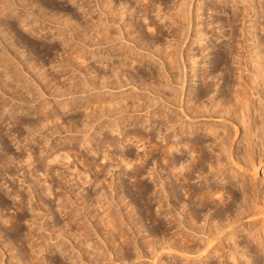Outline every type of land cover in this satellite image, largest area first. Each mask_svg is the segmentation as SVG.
<instances>
[{"label":"bare ground","instance_id":"6f19581e","mask_svg":"<svg viewBox=\"0 0 264 264\" xmlns=\"http://www.w3.org/2000/svg\"><path fill=\"white\" fill-rule=\"evenodd\" d=\"M14 1L13 5L20 1V4L26 6V0ZM97 1H99L101 5H105L107 12L110 15V20L114 23L126 17L123 26L120 27L126 30V37H130L129 39L133 41L134 48L147 47V44L139 38V35L132 26L133 24L131 23V20L134 12L130 5H127V3L124 2L117 5L113 0ZM188 1L189 0H177L172 5L166 6L168 10L166 12L164 11L163 15L160 14V9H158L157 15L159 18L164 16V18L169 17L174 19L177 17L178 23V19L183 17ZM219 1H221L220 7H215L213 5L208 7L209 10L215 11L216 15L212 17V14H208V19L204 25L210 27L209 30H217L218 37L225 36L228 41L230 39L234 40L232 32L225 33V26L231 27V23L238 19L240 15L247 16L251 12V16H255V19L251 20L249 23V27L252 28V33L257 30H264V22L262 25L257 24V19L260 17V14H264V0L260 3V8H258L252 0L251 3L248 2L249 0H232L233 3L230 7V13L226 17L228 18L227 20L222 17L224 15H219L221 12L225 13L224 2L226 0ZM242 2H248V4H243ZM8 3L6 0H0V14L8 8L10 5V3ZM204 3L205 0L202 3L197 4L196 16L201 15ZM240 4L242 5L240 6ZM151 5L152 2L147 1L140 8L139 16L143 21L148 18L147 14L151 11ZM81 6L82 4L78 5L79 9ZM170 9H173L174 11L169 14L168 11H170ZM11 11L12 13L14 12L13 14L16 13V16L20 18L25 25H30L29 22H27L26 15L18 14L14 11V8H11ZM105 16L108 17L107 15ZM4 17L6 16L0 15V25L5 24V27L9 29L10 24ZM110 20L105 19V26L106 21L108 22ZM183 20L184 18L182 19V22ZM99 22L100 20L98 22H92V26L86 22L80 23V37L83 39L88 38L92 41L96 40L95 43L98 44L107 42L110 37V32H108L106 28L101 27L100 23L102 22ZM173 22L174 21L172 20L171 24H173ZM150 23L151 25H148V27L154 28V22ZM195 25L196 39L199 43H202L201 52L207 51V53L203 54L206 61V64L204 65L206 66H202L198 72H195V67H191V70L194 74H198V79L201 80L203 89L196 93L192 88L193 86L189 85L186 92L187 98L183 100L180 99L181 97H177L180 99V101H178L179 99L177 100V106H179L178 108L180 109L181 116L184 117L185 120H182L179 113H177V132L173 135L175 139L172 143L167 144L168 146H157L154 143L151 144V139L146 134L141 131H133L132 135L134 136L132 137H135L136 141L141 143V146L144 149L143 155L133 157L131 152L123 149L124 144L120 142L121 148L117 152L118 154H115L119 158L118 163L115 165H112L111 163L109 164L116 168L121 164L124 165L125 169H123L122 174L132 180L135 188L134 196L137 199L130 197L128 199L129 201L127 200L126 203L124 202L129 196L127 195L121 181L117 183L116 187L118 188V200H116L118 208L110 207V201H107L105 190H94V197H91L87 192L84 193L83 189L78 193L76 192L83 204L82 208H84V210L86 208L89 209L88 213L90 214L88 215L94 217L106 229V237L102 238L100 235L96 234L94 235L96 240L92 241L91 237H89L90 235L87 227H93L94 224L88 219V217H86L87 215H85L84 212L81 213L84 214L83 217L85 216V219L89 220V225L87 224L88 226L84 224L87 220L81 223L78 222V213L65 212L64 215L66 217L64 223H62L63 225L56 223L52 216L49 215V208L42 202L40 192H43L45 195H53L51 189L48 188V191L46 192L43 189L37 192L30 183L27 185L28 190L26 189L27 191L24 195L18 190H15L13 191V194L15 197L19 198V202H17L19 204L16 207V210L22 211L26 203L30 204V206L27 207L31 212V218L27 219V222H30V227L33 230L37 229L35 227L34 218L36 217V211H39L48 218L47 223H42L40 227L43 228L46 226L44 229L49 231V238H53L52 234H55V238L62 236L63 240L60 243L57 242L54 243L53 246L49 245L45 248L43 244L45 238L41 235L33 241V235H31L30 231H27V228L26 231L28 233L26 235L24 234V237H21L19 233V223L26 218V213L22 212L16 214L17 212H15V215L5 218L4 220H2V216H0L2 223L9 224V228L15 231L13 235L8 236L5 240L8 242L9 249L12 250L10 259L20 261L21 263L18 264H44V262L47 263L48 261L54 264H117V262L129 264L128 256L123 250H121V248L124 244H130L132 246L133 257L139 260L140 263H143L140 259H146L148 260V264H164L162 256L168 251L169 253H174L173 251H175V253L177 252V256H180V258L185 260L186 264H191L190 261H194L197 258H202L203 260H201V263L196 261L197 263L199 262V264H264V259L258 255L261 252L264 253V192L260 193L257 182L254 180L255 178L252 177L253 180L250 179L248 181L246 177V174L249 173L250 170L253 171L252 175H256L255 173L257 171L255 158L252 156V153L254 152L253 144L255 147H260L261 145V154L264 152V111L261 112L258 110L255 103V99L258 98L257 94L260 92L259 88L264 87V50L261 49L259 41L253 42L254 44L252 43L254 50L249 53V57L253 60V69H246L248 75H246L245 78V76L242 75L245 70V66H242L243 55H241V53H234L236 51L232 48V44H225L221 52L218 49H212L215 48L217 44H210L209 46L208 43H205L207 33L203 31L204 27L201 21L198 20ZM6 28L4 29L7 30ZM30 29H32V27H30ZM174 31L177 34L178 42V40L181 39L182 32L180 33L178 26L177 31L176 29ZM157 32L161 33V29H157ZM11 44L12 43H10V46ZM13 45L14 43L12 46ZM11 48L12 47H10V49ZM210 49H212V51H209ZM111 50L110 53L106 54L92 53L88 56H81L78 53V50L71 49V51H69V56L81 59V62L86 64L85 67H87L89 73H94L93 78L99 81L101 87H111L113 84H121L122 73L119 71V68L124 67L127 69L132 63L137 61L140 62L142 60L141 58H136V53L131 52L132 49H128L124 46L122 47L121 45L117 48L114 47ZM6 51L7 50H5V54H8ZM155 51L158 52L160 49L155 47ZM232 54L234 55V59H236L233 63L236 66L234 65L235 67L230 69L228 67L227 57ZM163 55L173 61V56L171 54L164 53ZM194 55L192 54L188 56L189 58H193ZM3 56L4 55L0 53V67L2 68L0 71V82L5 83L4 87H9L14 94L20 95V87L16 82V79H14L15 74L9 64L6 63ZM112 56H115L118 61L116 64L112 63V66L109 68V74L107 75L105 73L103 75L95 73V71L88 66V60L91 58L96 57L97 61L103 64V62H107ZM192 64H194V60H192ZM105 65L106 63H104V66ZM220 68L226 73L229 71L232 74L236 72V77L227 83L229 90L226 94L217 86L216 81H212L216 72ZM44 77L46 76L44 75ZM154 77L155 83L152 86L149 85L148 89H150L153 94H159L161 93V88H163V85L165 84H162L160 73H157ZM55 78L54 74H50V80H55ZM8 81H10V83L12 82L13 85L9 86ZM127 81H129L128 83L133 82L130 77L127 78ZM177 83H179V80H177ZM61 85L64 86L65 82H61ZM94 85V81H90L88 84L82 83V87L78 91L84 92L87 90L86 88L88 86L95 87ZM184 86L185 85H181L179 88L181 92H183ZM220 86H223V84ZM21 88L24 89L26 87L21 85ZM65 91H67V89H65L64 92ZM70 92L71 91H68V93ZM25 93H29L28 89L25 90ZM193 99L195 100L193 101ZM114 102L115 101L112 97H109L108 99L100 98L86 106L90 107L91 111L86 116L87 121L84 122L82 128L78 131L85 133V141L87 143L90 144V139H92L87 134L88 130L93 127L94 122L100 117L105 116L108 123L100 125L99 132L104 127H108L111 131L116 130L118 134H122L124 129L122 122L117 120L110 125V118L111 116L120 114L122 111H126L127 105L119 104L118 107ZM137 102L140 103L133 106L134 110H137L139 106L147 107V103L144 101L137 99ZM196 102H198V105L195 104ZM6 106L7 103H4L3 108ZM91 107H93V109ZM160 115L166 116V128L173 129V118L168 114L161 113ZM153 116L154 113L152 114V117ZM199 117L202 119L212 118L216 120L208 124L205 119L204 121L202 120V123H199V121L196 120ZM10 118L13 119L11 120L12 124L22 122L19 117L15 115L11 114L7 117L8 120ZM59 119L60 115L57 114H43L36 120V122L29 121L27 124L31 126L29 128L30 130L32 129V131L36 128L41 130L51 129L55 131L56 123ZM146 120L148 121V117ZM149 126L151 130L154 127L151 126V124ZM110 137L104 142L108 148L114 144V141ZM131 139L132 138H130V140ZM163 139L166 140V137ZM243 143L245 146L242 148L240 146ZM96 149L97 146L95 147V150L91 147L88 151L96 153ZM59 150L60 149L54 147L46 151V153L49 152V156L51 157L50 162L57 163L59 159L69 158L70 155L66 149H62L60 153L58 152ZM156 151L159 153V158L162 161L161 163L169 167L171 174L177 181L176 185H173L171 182L165 181L164 179L160 182V186L157 190L158 192L165 193V195L163 199L159 198L157 200L158 204H156L158 205V209L153 207L152 199H150L151 197L149 196L153 194V192L139 183V176L141 175L142 170L146 168L148 158ZM102 153V160L109 156L108 149L103 150ZM33 154L34 151L30 150L24 155H18L17 157H20V159L16 161L29 166L34 162ZM7 155L8 153H4L3 155L0 154V167L10 175L14 173V169L10 168V166L5 167L3 164ZM110 157L112 158L111 155ZM12 159L14 160L15 157L13 156ZM87 164L90 165V162ZM98 166L100 167L99 171L101 172L107 170L106 164ZM127 168L128 172L126 171ZM152 169L155 171L157 166L151 167L149 170ZM156 171L159 172L158 170ZM75 172V176L81 177V171ZM82 173H84V171ZM113 174H117L115 175L117 180L120 178L119 172H114ZM196 177L198 178V183L194 181V178ZM72 179L73 178L70 180ZM20 180L22 183L26 182L24 175L21 176ZM99 181L100 179L97 174L93 180H84L82 183H88L89 187H93L96 186ZM154 191H156V189H154ZM176 193L177 229L174 223V215H170V218H165V216L169 215L171 208L175 207L176 203L171 201L172 198H176ZM181 195H183L184 200L181 198ZM33 198L35 199V208L32 206ZM66 198L68 197H64L63 195L61 201L58 203V206H60L61 209L65 207L64 202ZM121 202H124V206L122 204L124 210L129 206L131 207L132 212L130 214L128 211L124 213L122 208V210H120L119 206ZM163 207H168L167 212L164 215H162L159 210V208ZM61 209L59 211H61ZM143 220H148V224L151 226L144 225L145 223H142ZM73 227H75V229ZM90 230H92V228ZM244 231L246 232V235L249 236L248 239L252 245L249 243L243 244V239H240ZM128 232L130 233L128 234ZM71 238H73L74 241L71 240ZM115 239H119L120 241V249L118 252H115L113 248H109L108 246V243H114ZM66 240H69L70 250L74 251V255L72 256L68 254L69 250L65 246ZM44 250L58 252L63 256V260H54L51 256L52 254L45 258V255L43 254ZM163 250H166L165 253L163 252L164 254H162ZM65 259H67L69 263H66L64 261ZM0 261L2 262L1 259Z\"/></svg>","mask_w":264,"mask_h":264},{"label":"rangeland","instance_id":"374dc122","mask_svg":"<svg viewBox=\"0 0 264 264\" xmlns=\"http://www.w3.org/2000/svg\"><path fill=\"white\" fill-rule=\"evenodd\" d=\"M6 1L7 3L9 2L10 5L5 11H3V13L1 12L0 15L6 16L4 18H6V21L10 24V27L8 29L5 27V24L0 25V53L4 55L3 57L5 58L6 63L9 64L10 68L15 74L14 79H16V82L20 87V95L14 94L11 92L9 87H4L5 83L0 82V154L3 155L4 153H8L3 161V164L5 167L10 166V168L14 169V173L10 174V176L0 167V200L3 199L0 201V213L2 212L0 216H2L1 218L4 220L5 218L15 215V212H17L16 214H20L22 212L26 213V218L21 220L19 223V233L21 237H24L28 233L27 231H30L31 235H33V241L36 240L38 236L42 235L45 238L43 243L45 248H47L49 245L53 246L54 243L62 242V236L55 238L56 235L52 234L53 238H49V231L44 229L46 226L43 228L40 227L42 223H47L48 218L39 211H36V217L34 218L35 222L33 221L37 229L33 230L29 225L30 222H27V219L31 218V212L27 208L30 206V204L26 203L22 211L16 210V207L19 204L17 203L19 202V198L14 196L13 191L18 190L24 195L28 190L27 185L30 183L37 192L41 191L42 189L46 192L49 188L53 192V195H45L43 192H40V197L42 202L48 206V213L52 216L56 223L63 225L62 223H64L66 217L64 215L65 212L78 213V222H84L87 220L85 219V216L83 217L84 214L81 213L84 212L85 215H87L86 217H88V219L94 224L93 227L89 228V220L84 223L86 226H88V229H86L88 230L90 235L89 237H91L92 241L96 240V238H94V235L96 234L100 235L102 238L106 237L105 227H103L102 224L94 217H90L88 215L90 214L88 213L89 209L86 208L84 210V208H82L83 204L81 203V199L77 193L83 189L84 193L87 192L89 195H91V197H94V190H105L107 201H110V207L118 208V205H116V200H118V188L116 187L117 183L121 181L127 195L129 196L124 200V202L126 203L130 197L137 199L134 196L135 188L133 186L132 180H130L126 175L122 174L123 169H125L124 165L121 164L116 168L114 166H110L109 164L111 163L112 165H115L118 163L119 158L116 155L121 148L120 142L124 144L123 149L131 152L133 157L143 155L144 149L142 148L141 143L137 142L135 137H132L134 136L132 135L133 131H141L142 133L146 134L148 137H150L152 142L151 144L154 143L157 146H165L172 143V141L175 139L173 135L177 132V113H179L181 116L179 111L180 109L178 108L179 106H177V100L180 97V99L183 100L187 98L186 92L189 85L193 86L192 88L196 93L203 89L201 80L198 79V74H194V72L191 70V67H195V72H198L202 66H206L204 65L206 64V61L203 57V54L207 53V51L201 52L202 43H199L196 39L197 35L195 33V23L198 20H200L203 24V31L207 33L205 43H208L209 46L210 44H217V46L212 49H218L221 52L225 44H232V48L235 49L234 51H236L234 53H241V55H243L242 66H245V70L243 71L242 75L245 76V78L246 75H248L246 69H253V60L249 57V53L254 50L253 42L259 41L261 44V49L264 50V30H257L256 32L252 33V28L249 27L250 21L255 19V16H251L252 12L247 16L240 15L238 19L231 23V27L225 26V33L232 32L234 40L230 39L228 41L225 36L218 37L217 30H209L210 27L204 26L206 20L208 19V14H212V17L216 15V12L209 10L208 7H210V5L220 7L221 1L219 0H205L201 10V15L199 16H196L197 4L202 3L204 0H189L183 13V17L178 19V23L177 17L174 19L169 17L164 18V16L159 18L157 15L158 9H160V14L163 15L164 11L166 12L168 10L166 6L172 5L177 0H113V2L117 5L121 2H124L132 7L134 15L132 16L131 23L133 24L132 26L136 30V33L139 35V38L145 44H147V47L145 48H134L133 41L129 39L130 37H126V30L121 28L126 17L114 23L110 20V15L108 14L105 5H101V3L97 0H26V6L20 4V1H18L19 3L17 2V4L14 3V5V0ZM147 1L152 2L151 11L147 14L148 18L143 21L139 16L140 8ZM248 2L251 3V0ZM248 2L242 3L248 4ZM252 2L258 8H260V3L262 0H252ZM224 3L225 13L221 12L219 15H224L222 17L227 20L228 18L226 17L230 13V7L233 1L226 0ZM79 4H82L80 9L78 7ZM241 5L242 4H240V6ZM10 7L14 8V11L18 14L26 15L27 22H29L30 25H25V23L16 16V13H12ZM173 11V9H170L168 12L170 14ZM183 18L184 20L182 22ZM105 19L110 20L108 22L106 21V26L104 22ZM99 20L102 22H99L100 26L106 28L108 32H110V37L107 42L98 44L95 43L96 40L92 41L88 38L83 39L80 37V23L86 22L92 26V22H98ZM172 20L174 21L173 24H171ZM150 22H154V28L148 27V25H151ZM263 22L264 14L261 13L260 17L257 19V24L262 25ZM177 26L180 30V33L182 32L181 39H179L178 42L177 34L174 31L175 29L177 31ZM30 27H32V29H30ZM157 29H161V33H158ZM10 43H14V47L12 44L10 46ZM120 45L122 47L124 46L128 49H132L131 52L136 53V58H141L142 60L140 62L137 61L132 63L127 69L124 67L119 68V71L122 73L121 84H113L111 87H101L99 81L93 78L94 73H89L87 67H85L86 64L82 63L81 59L69 56V51H71V49L78 50V53L81 56H88L92 53H110L112 51L111 49L114 47L117 48ZM10 47H12L14 50L12 48L10 49ZM155 47H158L160 51L156 52ZM212 49L209 51H212ZM5 50H7L6 52H8V54H5ZM164 53L171 54L173 56V61L164 57ZM187 54L195 55L193 58H189ZM233 54L228 55L227 57L228 67L230 69H233L236 66L233 64L236 60L234 59ZM116 59L117 58L115 56H112L109 60H107V62L105 61L102 64L101 62L97 61L96 57H94L88 60V66H90V68L93 69L95 73L100 75L105 73L107 75L109 74V68L112 66V63H117L118 60ZM192 60H194V64H192ZM104 63H106L105 66ZM1 70L2 68L0 67V71ZM157 73L161 74L162 84L165 85H163V88H161V93L153 94L150 89H148V86L154 85V76H156ZM50 74L55 75V80L49 79ZM44 75L47 78L44 77ZM129 77L133 82L128 83L129 81H127V78ZM235 77L236 72L233 74L230 71L226 73L220 68L216 72L212 81H216L217 86L220 87V89H222L226 94L229 90L227 83H229L230 80H233ZM177 80H179L180 84L177 83ZM63 81L65 82L64 86L61 85V82ZM90 81L95 82V87L88 86L86 91H78L82 87V83L88 84ZM8 82L9 86L13 85L12 82ZM221 84H223V86H220ZM21 85L26 88H21ZM55 85L58 87V89ZM181 85H185L183 92H181L179 89ZM27 89L29 91L28 94L25 93V90ZM65 89H67V91L64 92ZM259 89L260 92L257 94L258 98L255 99V103L258 110L263 112L264 87H260ZM68 91L71 92L68 93ZM178 96L179 98H177ZM109 97L113 98L115 101L114 104H116L118 107L119 104L127 105L126 111H122L120 114L111 116L110 118V125L117 120L122 122V125H124L123 132L122 134H118L116 130L111 131L108 127H104L99 132V126L103 123L104 125L108 123V120H106L105 116L100 117L94 122L93 127L88 130L87 134L90 138H92L90 139L91 143L89 144L85 141V133L78 131L82 128L84 122L87 121L86 116L91 111L90 107L86 106L90 105L89 103L94 102L95 100H99L100 98L108 99ZM137 99L147 103V107L139 106L137 110H134L133 106L140 103L137 102ZM180 99L178 101H180ZM194 100L195 99H193V101ZM3 102L7 103L5 108H3ZM195 104L198 105V102ZM91 108L93 109V107ZM10 113L19 117L23 123L21 122L12 124L11 120L13 119H7V117L11 115ZM153 113L154 116L152 117ZM161 113L168 114L173 118V129L166 128L167 119L166 116H161ZM43 114L60 115V119L56 123L55 131L51 129L41 130L37 128L33 131L32 129L30 130L29 127L31 126H29L27 122H36V120ZM147 117L148 121L146 120ZM181 118L182 120H185L184 117L181 116ZM205 119L206 118L202 119L199 117L196 120H198L199 123H202V120L204 121ZM206 120L209 124L216 119L207 118ZM150 124L151 126H154L152 130L149 126ZM109 137L114 141V144L108 148L104 142ZM164 137H166V140L163 139ZM130 138L132 139L130 140ZM242 145L240 147L243 148L245 144L243 143ZM96 146L98 149H96V153L88 151L91 147L95 150ZM54 147L56 149H60L58 151L59 153L62 151V149H66L70 155L69 158L59 159V161H61H58V164L55 162H50L51 157L49 156V152L46 153V151ZM260 147H255L253 144L254 152L252 153V156L255 158L257 166V171L255 173L256 175H252L253 171L250 170V172L246 174V177L248 181L255 178L254 180L257 182V186L259 187L258 189L261 193L264 192V152L261 154L262 151ZM102 149H108L109 151V156L104 160H102ZM30 150L34 151V162L32 164L27 166L22 162L19 163L16 161L20 159V157H17L18 155H24ZM13 156L15 157L14 160L12 159ZM88 162H90V165L87 164ZM161 162L162 161L159 158L158 151L153 152L148 158L146 168L142 170V173L139 176V183L146 186L150 191L153 192V194L149 195L151 197L149 198L152 199V205L154 208L158 207L157 200L159 198L163 199L165 195V193L158 192L157 190L160 186V182H162L164 179L165 181L171 182L173 185L177 184V181L171 174L169 167ZM101 164L107 165L108 173L107 170L105 172L99 171L100 167L98 165ZM154 166H157L156 170L159 172L156 170L153 171V169L149 170ZM74 170L81 171V177L75 176L76 172ZM83 171L84 173H82ZM126 171L128 172V168ZM109 172L112 174V176ZM114 172H119L120 178L118 180L115 178V175L117 174H113ZM96 173L100 179L96 186L89 187L88 183H86L87 185L82 183L84 180H93L97 175ZM20 175H24L26 182H21ZM71 178L73 179L70 180ZM194 181L198 183V178H194ZM154 189H156V191H154ZM61 195L68 197L64 202L65 207L62 209L60 206H58L59 201H61ZM181 196L183 199V195ZM176 201L177 193L176 198H172L171 201L176 203L175 207H173L174 209L171 208L169 215L165 216V218H170V215H174V223L177 229ZM124 202L120 203V210L123 209ZM34 204L35 199L33 198L32 206L35 208ZM60 209L61 211H59ZM167 209L168 207L159 208L162 215L166 214ZM122 211L124 213L128 211L129 214L132 212L130 206L126 210L123 209ZM167 221L170 222L169 220ZM142 223H145L144 225H149L148 220H143ZM73 228L75 229V227ZM91 228L92 230H90ZM0 232V252L2 253H0V259L2 260V262L0 261V264L21 263L16 259H10L12 250L9 249L8 242L5 241L6 238L13 235L15 231L9 228V224L7 225L6 223H2L0 220ZM129 233L130 232H128V234ZM248 238L249 236L246 235V232L244 231L240 239H243V244L249 243L252 245ZM71 240H73V238H71ZM119 242V239H115L114 243L109 242L108 246L109 248H113L115 252H118L120 249ZM65 246L69 250L68 254L71 256L74 255V251L70 250L69 240L65 241ZM121 250L127 254L128 260L130 262L129 264H148V260L146 259H140L143 261V263H140L139 260L133 257L132 246L130 244H124ZM163 252L165 253L166 250H163L162 254H164ZM173 252L174 253H169L168 251L162 256V261L164 264H186L184 259L180 258V256H177V252ZM43 254L45 255H43L45 258L52 254L51 256L54 260H63V256H61L56 251L49 252L44 250ZM258 255L264 259L263 252ZM201 260L202 258H197L194 261L191 260L190 263L199 264V262L201 263L203 261ZM64 261L69 263L67 259ZM196 261L199 262L197 263ZM44 264L54 263H50L48 261L47 263L44 262ZM117 264L127 263L117 262Z\"/></svg>","mask_w":264,"mask_h":264}]
</instances>
